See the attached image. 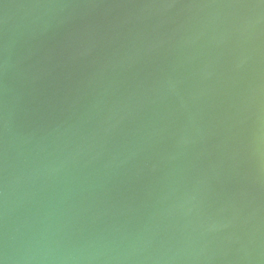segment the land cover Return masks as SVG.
Masks as SVG:
<instances>
[{
	"label": "water",
	"instance_id": "1",
	"mask_svg": "<svg viewBox=\"0 0 264 264\" xmlns=\"http://www.w3.org/2000/svg\"><path fill=\"white\" fill-rule=\"evenodd\" d=\"M0 264H264V0H0Z\"/></svg>",
	"mask_w": 264,
	"mask_h": 264
}]
</instances>
